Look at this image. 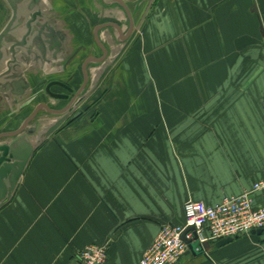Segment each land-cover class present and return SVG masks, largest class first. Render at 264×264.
Masks as SVG:
<instances>
[{
	"label": "crops",
	"instance_id": "0c3cea01",
	"mask_svg": "<svg viewBox=\"0 0 264 264\" xmlns=\"http://www.w3.org/2000/svg\"><path fill=\"white\" fill-rule=\"evenodd\" d=\"M13 1L15 23L40 10L66 36L55 67L21 64L35 90L77 75L82 56L71 66L69 56L82 43L100 57L91 36L99 23L109 25L108 55L90 67L84 112L54 131L63 116L43 112L20 134L34 151L15 186L0 188V264H80L89 244L108 247L107 264H140L163 225L184 223L186 201L215 205L263 177L264 0ZM13 15L0 0V33ZM8 59L0 135L37 105L31 89L7 86ZM255 203L264 205V191ZM205 243L178 264H264V233Z\"/></svg>",
	"mask_w": 264,
	"mask_h": 264
},
{
	"label": "built area",
	"instance_id": "2783aa9c",
	"mask_svg": "<svg viewBox=\"0 0 264 264\" xmlns=\"http://www.w3.org/2000/svg\"><path fill=\"white\" fill-rule=\"evenodd\" d=\"M264 114V98L262 101ZM264 191V175L250 188L238 195H224L215 205L188 200L184 204V223L165 224L161 227L152 244L145 250L140 264H178L189 251L183 235L190 227L186 238L200 243L196 251L208 241H220L251 234L264 229V205L257 207L255 194ZM108 247L89 244L79 253L80 264H107Z\"/></svg>",
	"mask_w": 264,
	"mask_h": 264
},
{
	"label": "flooded vegetation",
	"instance_id": "af4514ba",
	"mask_svg": "<svg viewBox=\"0 0 264 264\" xmlns=\"http://www.w3.org/2000/svg\"><path fill=\"white\" fill-rule=\"evenodd\" d=\"M34 13H39L37 15L38 16L37 22L33 23V25L34 27H37L42 32L40 34V39L38 38V39H35L34 41L28 40V43H27L28 49L25 50V47H22V50L24 52H21V53H23V56L22 58H19L18 56V60L16 63L12 62L11 53L8 55L9 59L7 60V63H6L7 69L4 74L9 76V80L11 82H9L7 86H9L10 89L12 88L13 92H18L20 94H25V92L28 89H31L30 90L31 100L32 99L34 100L38 98L39 96L43 97L44 100L41 98L42 100H40L37 103L32 113L35 111V109L39 105H42V104L48 105L53 110H57V111L65 110L61 114H54V113H49L46 109L43 108L38 112L35 119L41 113L46 111V113L49 115H60V116L66 117L65 119V122H66V120H69L70 117L74 115L76 111H78V109L84 108L83 107L84 103H86V101H88L89 99L88 96L86 97V91H87L89 81H90V67L93 63L90 59L102 58L103 56H105V51L103 49L104 48L107 49V48L104 42L101 40V33L109 25H106L105 23H99L94 27L93 30L91 29V36L93 35V38L95 39V44L102 51V54L100 55V57H93L90 54L89 44L82 43V45L80 46V49L79 48L75 49V51H73L72 54L69 56V63H68L70 66L74 65L77 55L79 54L82 56L81 58L78 59V62H79L78 74L76 75L74 72H67V76L65 75L60 78L58 77V78L48 79L46 80L43 88L35 90L36 88H35V85H33L32 81L30 79L26 80L27 78L24 79L25 77L21 74V71H20L21 64L27 63L31 60L33 61L35 60L39 63H43V64L45 63L48 66L55 67L54 63L56 62V60L59 58L60 55L65 53L66 36L62 31L57 29L56 26H54L53 24H51L49 21H47L44 18L42 11L37 10ZM9 25H10V22L6 25L5 28H7ZM14 30L15 29H11L10 34L7 35V40L13 37ZM26 32H27V27L25 26L23 35H20L19 37L20 41L22 40V37H24ZM9 45H11V43ZM7 53L8 52L6 50H2V54L0 53V64L2 60H4L5 54L7 55ZM107 55L105 58H103L102 62L106 61ZM69 65H66V66L70 67ZM15 74H17L18 76L16 77ZM78 78H79V81H81L80 83L77 82ZM18 81L19 82L22 81L27 86L23 88L15 86L14 83ZM52 82H60V83H63L64 85L54 84L51 86L50 88L51 92H50L47 90V86ZM32 88H33V93H32ZM51 93L65 94V95H68V98L67 99H57L53 97ZM55 101L57 103H61L59 105H62V106L52 105L51 102L53 103ZM81 112H84V110H81ZM60 127L61 125L59 126V128ZM3 138H9V137H3ZM7 193H8V189L1 191V194L7 195Z\"/></svg>",
	"mask_w": 264,
	"mask_h": 264
},
{
	"label": "water",
	"instance_id": "95a60500",
	"mask_svg": "<svg viewBox=\"0 0 264 264\" xmlns=\"http://www.w3.org/2000/svg\"><path fill=\"white\" fill-rule=\"evenodd\" d=\"M10 3L13 7L14 15H13L12 20L10 21V25L7 28H5L4 31L0 34V53L2 54V50H6L8 52L7 55H9L11 53L12 62L16 63L18 60V56H19V58H22V56H23V53H21V52H24L22 50V47H25V50L28 49V46H27L28 40L34 41L35 39H38V38L40 39V34L42 32L37 27H34V25H33V23L37 22V17H38L37 15L39 13L32 14L31 17L26 21L19 20L18 22L15 23L16 18H17V8L14 5L13 0H10ZM125 9H126V11H128V8L126 7V5H125ZM25 26L27 27V32L25 33L24 37H22V40L20 41L18 33H19V31L21 32L24 29L23 27H25ZM43 26H45V25H43ZM11 29H15L14 32L17 31L16 32L17 34L13 35V37L11 39L7 40V35L10 34ZM35 34H37V35H35ZM10 43H11V45H9ZM6 44H8L10 46V47H8V49L5 48ZM103 50L105 51V56H103L102 58H92L90 60L92 62H95V63L102 62L103 58H105L107 55V50L105 48ZM15 76L17 77L18 75L15 74ZM14 84H15V86H18L21 88L27 86L22 81L21 82H19V81L15 82ZM54 84L64 85L63 83H60V82H52L47 86V90L50 91L51 86ZM51 94L53 97H55L57 99H67L68 98V95H65V94H53V93H51ZM43 108L46 109L49 113H54V114H61L65 111V110H60V111L53 110L48 105H45V104L39 105L35 109V111L26 119V121L24 122V124L22 125V127L20 129H18L17 131H14V132L5 133V134L0 135V139L3 137L19 136L14 141H12L11 143H6V144L0 145V188H2V187L4 188V182L3 181L5 179L12 180L11 184H12V188H13L15 186L16 182L20 179L21 175L23 174V171H24L33 151H34V148H33V145L29 144L24 139V137L22 135L20 136V134L27 128L29 123L35 119L38 112ZM65 119H66V117H63L57 123H54L50 127L49 130L50 131L56 130L61 125V123L64 122ZM188 231H194L195 239H198L199 236L196 233L194 227H190L186 231V233ZM186 233L183 235V239L188 243L189 250L192 252H196L195 251L196 250L195 244H193V242L191 240L186 238ZM255 233L263 234L264 229H259ZM230 241H232V238L220 240L218 243V246L224 245ZM203 245L204 246H203V248H201L200 252H203L207 248V246H205L206 243H204Z\"/></svg>",
	"mask_w": 264,
	"mask_h": 264
},
{
	"label": "rangeland",
	"instance_id": "374dc122",
	"mask_svg": "<svg viewBox=\"0 0 264 264\" xmlns=\"http://www.w3.org/2000/svg\"><path fill=\"white\" fill-rule=\"evenodd\" d=\"M80 74V73H79ZM40 100L39 99H34L33 100V102H32V104H34V105H36L37 104V102H39ZM62 106V105H61ZM84 108H85V103H84V106H83ZM84 108H82V109H78V111L80 112L81 110H84ZM44 113H46V111L44 112ZM44 113H43V115H44ZM42 114V113H41ZM43 115L41 116L42 118H43ZM38 119V118H37ZM33 121H35V119L33 120ZM33 123H36V122H33ZM40 124V121H38L37 123H36V125H39Z\"/></svg>",
	"mask_w": 264,
	"mask_h": 264
},
{
	"label": "trees",
	"instance_id": "16d2710c",
	"mask_svg": "<svg viewBox=\"0 0 264 264\" xmlns=\"http://www.w3.org/2000/svg\"><path fill=\"white\" fill-rule=\"evenodd\" d=\"M80 114H82V113H80Z\"/></svg>",
	"mask_w": 264,
	"mask_h": 264
}]
</instances>
